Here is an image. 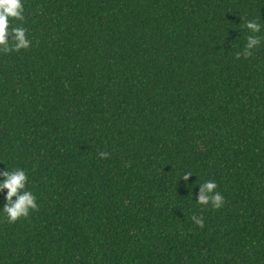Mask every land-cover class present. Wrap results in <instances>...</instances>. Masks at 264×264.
I'll return each mask as SVG.
<instances>
[{"label": "trees", "instance_id": "trees-1", "mask_svg": "<svg viewBox=\"0 0 264 264\" xmlns=\"http://www.w3.org/2000/svg\"><path fill=\"white\" fill-rule=\"evenodd\" d=\"M23 6L0 171L24 169L38 208L0 215V264H264V0ZM249 19L261 42L237 59ZM208 179L219 209L195 201Z\"/></svg>", "mask_w": 264, "mask_h": 264}, {"label": "clouds", "instance_id": "clouds-1", "mask_svg": "<svg viewBox=\"0 0 264 264\" xmlns=\"http://www.w3.org/2000/svg\"><path fill=\"white\" fill-rule=\"evenodd\" d=\"M12 20L21 22L20 25L10 27ZM24 20L23 0H0V52L19 51L31 45L28 38L27 29L22 26ZM244 28L249 32L246 37V44L241 51L236 53V58L241 56L248 58L261 42L260 36L256 35L261 31V25L253 19L245 22ZM101 159L108 156L107 152L98 154ZM192 172H184L180 177L187 181ZM29 179L26 171L19 167H14L0 171V194H3L4 203L0 205V215L6 217L10 223L16 222L20 218H26L31 211L38 208L37 197L31 189L27 187ZM6 190V191H5ZM224 196L217 190V183L208 179L199 184V192L195 201L201 206H211L219 209L224 204ZM196 226L203 227V217L193 215L191 217Z\"/></svg>", "mask_w": 264, "mask_h": 264}]
</instances>
